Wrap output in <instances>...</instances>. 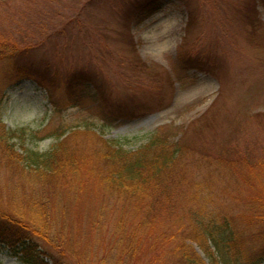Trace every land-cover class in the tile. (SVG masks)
Returning a JSON list of instances; mask_svg holds the SVG:
<instances>
[{"label":"trees","instance_id":"trees-1","mask_svg":"<svg viewBox=\"0 0 264 264\" xmlns=\"http://www.w3.org/2000/svg\"><path fill=\"white\" fill-rule=\"evenodd\" d=\"M103 1L115 0H83L59 27L49 22L59 17L56 11L25 12L0 31V102L29 81L58 114L64 105L74 109L92 102L102 108L104 119L127 118L132 110L108 107L111 101L98 72L72 60L69 65L65 51L60 53L78 36L88 48L85 55H91L94 44L87 43L93 41L83 35L84 6ZM166 1L123 0L118 14L131 26ZM101 33L92 34L97 38ZM52 46L57 61L68 66L64 72L62 63L51 65L43 58ZM35 54L39 61L31 58ZM178 61L182 72L213 75L208 60L183 54ZM66 132L56 134L51 149L39 152L33 147L38 134L33 129H0L2 156L25 174L23 197L16 200L20 207L14 206L13 214L0 209V248L20 264H264V160L243 155L233 160L246 188L256 191L252 195L232 188V179H221L223 160L195 148L185 134L171 138L157 130L132 139L101 137L100 150L78 153ZM15 140L22 146L18 155ZM25 142L30 149L23 148ZM190 169L195 173L189 174ZM86 180L101 189L88 201Z\"/></svg>","mask_w":264,"mask_h":264},{"label":"rangeland","instance_id":"rangeland-1","mask_svg":"<svg viewBox=\"0 0 264 264\" xmlns=\"http://www.w3.org/2000/svg\"><path fill=\"white\" fill-rule=\"evenodd\" d=\"M122 1L84 6L83 35L93 41L87 44H94L89 57L85 55L88 48L80 44L78 36L75 44L60 53L65 51L62 56L69 65L89 66V71L99 73L112 112H133L127 118L104 119L100 106L86 102L74 109L64 105L58 114L45 94L28 81L8 91L0 102V129H33L38 133L33 147L39 152L51 149L56 134L62 130H67L68 144L77 147L78 153L100 150L101 137L132 139L157 130L167 137L185 134L195 148L223 160L221 179H232V188L255 195V190L246 188L242 173L233 163L241 155L264 160L262 0H187L189 6L167 0L159 10L143 12V19L131 26H126L127 21L118 14ZM82 3L83 0H0V31L12 20L27 16L25 12L56 11L59 17L49 22L59 27L61 21L67 22L75 15ZM250 14L255 16L254 22L248 20ZM93 31L102 33L95 38ZM54 49L43 58L61 66ZM186 53L210 61L213 75L196 69L180 71L178 58ZM37 55H31L34 62L39 61ZM61 69L64 72L68 66L62 63ZM72 131L76 134H70ZM12 144L18 155L22 146L16 140ZM23 148L31 146L25 142ZM2 154L0 151V209L13 214L14 206L20 207L16 200L23 197L20 186L25 174L18 173ZM193 173L190 169L189 174ZM192 182L186 184L191 186ZM96 185L95 181H85L87 201L101 192ZM2 249L1 264H20L8 249Z\"/></svg>","mask_w":264,"mask_h":264}]
</instances>
